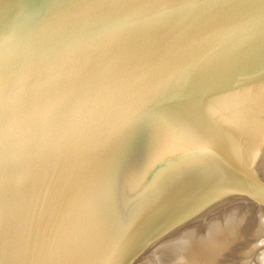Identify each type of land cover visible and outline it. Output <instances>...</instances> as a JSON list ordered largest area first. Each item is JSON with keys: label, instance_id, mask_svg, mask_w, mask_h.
<instances>
[{"label": "water", "instance_id": "water-1", "mask_svg": "<svg viewBox=\"0 0 264 264\" xmlns=\"http://www.w3.org/2000/svg\"><path fill=\"white\" fill-rule=\"evenodd\" d=\"M0 264H264V0H0Z\"/></svg>", "mask_w": 264, "mask_h": 264}]
</instances>
